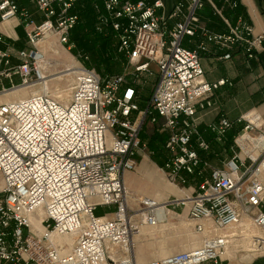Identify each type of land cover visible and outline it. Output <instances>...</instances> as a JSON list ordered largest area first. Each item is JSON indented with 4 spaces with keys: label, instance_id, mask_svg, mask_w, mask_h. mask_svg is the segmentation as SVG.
<instances>
[{
    "label": "built area",
    "instance_id": "2783aa9c",
    "mask_svg": "<svg viewBox=\"0 0 264 264\" xmlns=\"http://www.w3.org/2000/svg\"><path fill=\"white\" fill-rule=\"evenodd\" d=\"M33 1L40 23L16 0H0V25L21 17L26 33L17 51L20 61L13 64L12 44L0 32V42L8 44L0 49V76L11 79L3 93L47 86V42L68 53L76 47L70 37L80 20L74 8L82 0ZM90 1L95 29L116 39L124 70L101 77L80 64L72 69L67 98L46 90L0 102V264H221L235 238L231 229L247 224L256 230L255 258H264V119L257 112L241 117L238 149L224 167H213L196 148L210 149L199 129L200 114L216 107L217 88L231 84L206 79L201 53L207 42L227 48L224 59L234 48L253 59L264 50V31L243 16L229 23L223 13L238 6L234 0L221 7L216 0H177L167 13L163 0ZM206 4L227 22V33L203 27L199 11ZM199 29L205 40L194 49L185 46ZM75 58L89 56L78 51ZM155 75L141 109L143 84ZM147 123L168 135L170 156L162 169L167 178L186 191L192 180L201 181L162 204L139 193L130 196L125 184L126 172L136 169L148 148L142 138ZM234 123L221 114L208 128L221 140ZM247 134L244 150L238 139ZM170 212L188 219L202 243L140 261L135 235L143 225L166 221Z\"/></svg>",
    "mask_w": 264,
    "mask_h": 264
},
{
    "label": "crops",
    "instance_id": "0c3cea01",
    "mask_svg": "<svg viewBox=\"0 0 264 264\" xmlns=\"http://www.w3.org/2000/svg\"><path fill=\"white\" fill-rule=\"evenodd\" d=\"M16 1L21 7H24L32 12L33 19L36 23H40L43 20L42 13L37 9L33 0ZM163 1L165 4L164 11L167 13L172 9L174 3L177 0ZM234 1L238 2V6L236 8L227 7L224 9L223 13L224 16L228 19L229 23L235 24L238 17L243 16L246 19H249L254 24L257 31H264V0ZM223 3L224 0H216V5L219 7H221ZM79 4L74 8V11L79 6ZM160 12H162V10ZM199 17L203 27L208 31L227 33L229 30L227 22H225L224 19L220 17V15L214 12V9L210 4H206L205 7L199 11ZM0 32L5 36L6 42L12 44V48L14 50L11 53L12 63H18L20 60L17 56V51L24 48L26 41L23 19L21 17H17L8 22L2 23L0 25ZM203 40H205L203 30L199 29L194 36L187 37L184 40V44L188 48L194 49ZM7 48L8 44L0 42V49ZM227 52H229L227 48L221 47L213 42H207V50L201 53V63L205 72V77L208 81L213 82L224 78L231 82V84L222 85L215 90L214 98L216 100V107L200 114L201 118L199 129L204 135L205 139L209 142L210 149L207 151H203L198 146H196L197 151L199 152L203 160L208 161L213 167L219 168L224 167L227 161L234 155V150H236L237 148L235 138L242 130L241 127L245 125L244 121H239L241 117L251 112H257L264 119V50L260 51L257 57L253 59H248L242 48H234L230 50L231 57L228 59H224L223 55ZM62 58H64V56H62ZM1 68L5 69V66L2 65ZM14 77L12 78L13 81ZM156 80L157 76L155 75L147 77L146 82L150 81L151 85L153 86ZM10 84L11 79H9L8 77L0 76V96L3 95L1 94L3 93L2 88L9 87ZM25 91L26 92H24L22 96H26L28 94V90ZM17 96L20 95L17 94ZM148 100L147 102H143L142 104H140L139 101L140 108L142 106L143 109H145L147 107ZM221 114H225L235 123L233 128L230 129L221 140H218L215 134L209 130L208 124L217 122ZM146 126L147 128L155 127V125L151 123H147L145 127ZM145 133L146 132L143 130L142 138L145 142H147V135ZM243 155L244 153L242 154V156ZM125 184L128 187L126 176ZM134 193L142 194L140 191H136ZM134 193L132 194L135 195ZM170 194L177 197H183L187 194V192L183 190V194H181L180 196L176 195L175 193ZM151 196L152 195L147 197ZM167 196L162 194V200H165ZM175 216L176 215L174 213L170 212L167 223L163 226V229H160L159 232L172 228H180L186 231L191 223L188 221V226L183 225V223H181L180 221H184V219L181 218L177 223L173 222L171 219ZM247 228L250 227H246V229ZM233 229L235 228H232L231 232ZM235 231H237V228L235 229ZM237 233H239V231H237ZM198 235L202 234L196 233L194 236L185 237V247L187 248H184L182 250H189L191 248L199 246L200 238ZM238 240L239 239L236 238L237 246L232 245L233 248H231V250L229 249L231 261H228L224 264H257V262L261 260L255 258L257 254L253 255V253L244 250H242L243 253L241 254L237 253L239 252L237 248L239 246L238 243L240 242ZM158 241L159 240H157V242ZM193 242L195 243L193 244ZM137 253L139 254L138 258L140 261L152 259L151 256L145 255L144 252L139 251L138 247ZM171 253H167L166 255ZM205 264L215 263L207 262Z\"/></svg>",
    "mask_w": 264,
    "mask_h": 264
},
{
    "label": "rangeland",
    "instance_id": "374dc122",
    "mask_svg": "<svg viewBox=\"0 0 264 264\" xmlns=\"http://www.w3.org/2000/svg\"><path fill=\"white\" fill-rule=\"evenodd\" d=\"M89 24L90 23L88 21L86 22L84 19L83 23L79 25V27L75 30L74 33L78 37H85L90 42V45H92L97 35L93 32V27ZM78 51L83 52V50L79 47L78 49L76 48L72 49V51L69 52V54H71V58L65 59L64 56L63 59H61L55 66H51L49 70L46 72L48 76L47 78L49 80L48 86L50 85L49 89L52 90L54 94L60 95L63 91H65L66 94L69 93V89L71 88V83L74 78V73H73L74 69L65 70L61 73H56L59 72L60 70L67 69V67H69L67 65L73 64L75 65V68H77L78 65L83 64L87 67H90L89 63H92L93 64L92 68L95 67V69H97V67L94 66L95 63L92 56H89V59L85 61H77L75 55ZM99 54L101 56L108 55L106 53H102L101 51L99 52ZM104 68L106 70L107 67L104 66ZM68 71H71V74H67L69 73ZM51 73L52 75H49ZM14 81L18 82L19 78L14 77ZM151 86L152 85L150 81H147L146 83L143 84V92H142L143 96L142 99L140 100V104H142L143 102H147V100L149 99L151 94ZM40 87L41 86L37 85L31 88L28 87L25 90H31V89L36 90V89H40ZM25 90H21L19 93L16 92V94L19 95L24 94V92H26ZM1 94L3 95L0 97V102H4L5 100L11 98L16 99L18 97L17 95L14 94H9V95H6L4 93ZM141 109H143L142 106ZM144 131L146 132L145 134L147 135L145 136L147 138L146 143L148 144V148L138 157V165L136 169L126 172L125 176L128 183L127 189L132 193L136 191H140L142 193L141 195H145V196L153 195V193L155 192H161L163 195L166 196L168 195L167 198L171 196L170 193H172L174 188H180L186 191L187 189H185L183 185L180 184L178 185L170 181L167 178L164 171L162 170L163 169L162 164L164 163L166 158V152L164 149L165 142L162 140V137L166 135V132L160 131L158 127L147 128V126L145 127ZM205 175L206 176L208 175V170L205 171ZM199 181H200L199 179H194L190 182L189 185H187V187L191 189L189 190L190 192L193 191L194 188H196V186H198V184L201 183V181L200 182ZM189 191L186 192L189 193ZM109 210H111V208L100 209L101 212H106ZM180 218L188 221V219L184 217L183 218L180 217ZM180 218L174 217L171 220L177 223ZM241 226L237 228V231L244 229V227ZM160 229L163 228L154 229L152 232L160 231ZM179 229L172 228V229H166L161 232H155L156 234L151 235L155 238L153 239L148 238V240L140 241L138 243L139 251L144 252L145 255L151 256L152 259L154 257H163L167 253H171L173 251H174L173 253L180 252L182 249L187 248L185 247V241H184L185 237L194 236L197 232L192 228V225H190L186 231H184L183 229L180 230ZM234 230L235 229H233L232 231ZM152 232L150 233L152 234ZM198 236L200 238V244H201L203 240L202 237L203 235H198ZM157 240L159 241L157 242ZM194 243L195 242H193V244ZM238 245L239 246L237 250L239 252L237 253L241 254L243 253L242 249L244 248L241 242H239ZM231 248H233V246H230L229 249L231 250ZM182 251H187V250H182ZM222 257H223L222 264L231 261L230 255L224 254ZM259 259L261 260H259L257 264H264V258H259Z\"/></svg>",
    "mask_w": 264,
    "mask_h": 264
},
{
    "label": "trees",
    "instance_id": "16d2710c",
    "mask_svg": "<svg viewBox=\"0 0 264 264\" xmlns=\"http://www.w3.org/2000/svg\"><path fill=\"white\" fill-rule=\"evenodd\" d=\"M79 16L80 20L75 28L71 31V41L76 44V49L81 48L84 53L88 54V56H92L94 59V63L97 67V72L101 75V77H106L109 75L120 74L124 70V65L126 62V58L123 54L119 53L117 50V41L112 35H105L99 33L95 29V19H96V11L93 8L92 2L90 0H82L79 6L75 10ZM88 20H87V19ZM89 22L93 27V32L97 35L96 39L93 41L92 45L85 37H78L75 35V30L83 23V21ZM264 45V42H263ZM106 53L108 55L101 56L99 52ZM89 66L92 67L93 64L89 63ZM106 66V70L104 68ZM95 68V67H94ZM243 128V127H241ZM167 134L162 137V140L166 142ZM164 149L166 152V158L162 167L165 165V162L170 156V153L166 149L164 144Z\"/></svg>",
    "mask_w": 264,
    "mask_h": 264
},
{
    "label": "bare ground",
    "instance_id": "6f19581e",
    "mask_svg": "<svg viewBox=\"0 0 264 264\" xmlns=\"http://www.w3.org/2000/svg\"><path fill=\"white\" fill-rule=\"evenodd\" d=\"M43 47H44V50L46 51V56L48 58L47 59V63H48V65L50 67L51 66H55L61 59H63L62 56H65V59L71 58V54H69L68 52H66L65 50H63V49H61V48H59L57 46H54L50 42H47L45 45H43ZM49 51H51V52H49ZM67 66H69V67H67V69L60 70L59 72H56V73H61V72L65 71V70H70V69L75 68V65H73V64H69ZM68 72L69 73H67V74H71V71H68ZM49 75H52V73L49 74ZM48 82H49V80L47 78V86L46 87L45 86H41L40 89L28 90V94H30L31 92L34 93V92H40V91H46V90H49V91L53 92L52 90L49 89L50 85L48 86ZM27 88L28 87L20 86V87L14 88L12 90H9L8 92H6L7 93L6 95H9V94L17 95L16 92L19 93L21 90H24V89H27ZM63 92L65 93V91H63ZM63 92L60 95H57V94H55V95L58 96V97H61V98L69 97L70 89H69V93L68 94H66V93L64 94ZM20 96H18L17 98L24 97V96H22V94H20ZM250 137H251V135L247 134L245 136L239 137V139H238V143L243 146L244 150H245V147H246V144H247V140ZM243 153H245V152H242V154ZM172 193H175L176 195L180 196L181 194H183V190L180 189V188H174ZM128 194L130 196H133L132 192H130L129 190H128ZM151 197L150 198L153 199V201H155L158 204H162L165 201V200H162V198H161L162 197V193L161 192H155V193H153V195ZM184 221H180V222L183 223V225L188 226V221H186V220H184ZM166 223H167V220L164 221V222H161L158 226H147V225L141 226L140 232L138 234H136L135 237H134V241H135L134 244H135L136 251H137L138 243L140 241H146V240H148V238H151V239L155 238V237H153L151 235L156 234L155 232H159V231H154V232H152V231L154 229L163 228V226ZM242 227H244L245 229L244 230H240L239 233H237V231H235V230L231 232V235H233L235 237L234 240H233V244L232 245L237 246V242H236V238H237V239H239L238 241L241 242V244H242V246L244 248L242 250L250 252V253H253V255L257 254L255 252V250L253 249V245H252V237L254 235H256V230L252 226H250L248 224L247 225H242ZM246 227H250V228L246 229ZM150 232H152V234ZM198 234H200V233H198ZM229 248H228V252H226L227 255H230ZM138 256H139V254H138Z\"/></svg>",
    "mask_w": 264,
    "mask_h": 264
}]
</instances>
